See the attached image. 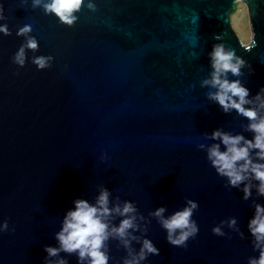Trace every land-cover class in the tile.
I'll return each mask as SVG.
<instances>
[{
	"label": "water",
	"instance_id": "water-1",
	"mask_svg": "<svg viewBox=\"0 0 264 264\" xmlns=\"http://www.w3.org/2000/svg\"><path fill=\"white\" fill-rule=\"evenodd\" d=\"M92 2L96 10L85 0L69 27L32 8V0H0L7 17L0 24L12 32L0 33V225L9 224L0 232V264H80L76 254L48 257L45 246L59 247L67 211L76 199L94 204L101 187L111 193L110 206L119 197L144 216L133 234L159 254L142 264H248L259 254L248 223L264 196L253 188L244 200L240 188L226 187L197 145L218 143L207 138L215 129L253 136L244 130L247 119L209 100L215 89L201 81L212 71L213 45L224 43L251 66L228 78L239 79L250 98L264 87V0ZM239 3L249 10V43L232 23ZM25 24L39 48L25 49L21 67L12 58L26 43L16 35ZM35 56H52L51 67L38 69ZM187 199L199 204L192 217L199 231L187 247L173 246L149 213L163 206L170 216ZM230 217L244 238L220 224ZM217 225L224 236L212 232ZM107 243L109 264H122L126 250Z\"/></svg>",
	"mask_w": 264,
	"mask_h": 264
},
{
	"label": "clouds",
	"instance_id": "clouds-1",
	"mask_svg": "<svg viewBox=\"0 0 264 264\" xmlns=\"http://www.w3.org/2000/svg\"><path fill=\"white\" fill-rule=\"evenodd\" d=\"M32 8H41L46 15L54 14L60 23L73 26L77 21L76 13L85 6V0H32ZM86 7L96 10V4L88 0ZM3 5L0 4V20H6ZM32 26L25 24L19 27L16 35L26 37V43L22 44L15 53L13 62L21 67L25 64V49L37 51L38 40L35 36L29 35ZM0 33L5 36L12 35L6 23L0 24ZM215 39L221 37L216 35ZM253 40L246 47H254ZM211 69L208 78L201 81V87L208 86L214 91L207 93V98L212 100L223 109L225 113L233 110L247 119L248 123L244 130L253 134L249 139L242 134H232L221 129H215L208 139L219 141L205 145H197L199 149L206 150L207 160L215 169L217 174L226 178V187L240 188L243 192V199L252 197V190L255 188L258 196H264V87L250 98L249 89L239 79H229L231 73L234 77L242 75L241 69L247 62L238 56L234 49L227 47L224 43L213 45L209 53ZM52 56H35L32 63L38 69L51 67ZM251 68L250 65H247ZM223 145V149L221 148ZM253 181L257 183H253ZM241 185L243 187L241 188ZM111 193L107 188L101 187L95 203H89L86 199H76L74 209L67 211L64 216L62 227L56 233L59 247L45 246L48 257H59L61 252L76 254L80 264H109L110 256L108 241H118V246L126 250L122 264H142L149 255H158L159 249L147 237H140L133 233L141 230L137 222L144 220V216L138 212L137 207L131 201L125 200L122 204L119 197L117 202L110 206ZM254 203V215L249 220L248 230L253 238V249L258 251V256L248 258V264H264V205ZM199 204L192 199L186 200V206L165 217L166 208L161 206L150 212L158 223L167 232V241L177 247H187V241L194 238L198 231V225L192 218ZM121 217L119 224L112 221ZM227 223L229 228L238 232L241 238L244 233L239 231L237 220L230 217L226 221H220L223 225ZM9 224L4 221L0 225V232L8 231ZM147 232V227L142 229ZM14 231V229H13ZM212 232L218 236H224L220 225L214 226ZM140 244L139 251L134 250L132 242ZM46 264H67V260L59 258L55 261L46 260Z\"/></svg>",
	"mask_w": 264,
	"mask_h": 264
},
{
	"label": "rangeland",
	"instance_id": "rangeland-1",
	"mask_svg": "<svg viewBox=\"0 0 264 264\" xmlns=\"http://www.w3.org/2000/svg\"><path fill=\"white\" fill-rule=\"evenodd\" d=\"M234 28L245 43H249L252 37L249 10L245 3H239L236 12L232 16Z\"/></svg>",
	"mask_w": 264,
	"mask_h": 264
}]
</instances>
